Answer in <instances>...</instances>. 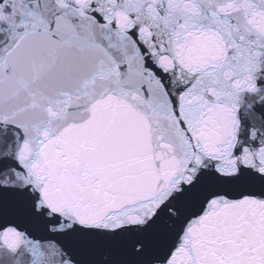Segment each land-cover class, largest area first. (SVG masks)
I'll return each instance as SVG.
<instances>
[{"label": "snow or ice", "instance_id": "6c2138e0", "mask_svg": "<svg viewBox=\"0 0 264 264\" xmlns=\"http://www.w3.org/2000/svg\"><path fill=\"white\" fill-rule=\"evenodd\" d=\"M0 264H264V0H0Z\"/></svg>", "mask_w": 264, "mask_h": 264}]
</instances>
